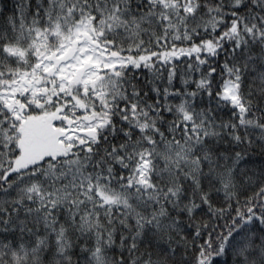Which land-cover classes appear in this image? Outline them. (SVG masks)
Returning <instances> with one entry per match:
<instances>
[{"label": "snow or ice", "instance_id": "1", "mask_svg": "<svg viewBox=\"0 0 264 264\" xmlns=\"http://www.w3.org/2000/svg\"><path fill=\"white\" fill-rule=\"evenodd\" d=\"M0 264H264V0H0Z\"/></svg>", "mask_w": 264, "mask_h": 264}, {"label": "trees", "instance_id": "2", "mask_svg": "<svg viewBox=\"0 0 264 264\" xmlns=\"http://www.w3.org/2000/svg\"><path fill=\"white\" fill-rule=\"evenodd\" d=\"M5 2L10 4L12 2V0H5Z\"/></svg>", "mask_w": 264, "mask_h": 264}]
</instances>
